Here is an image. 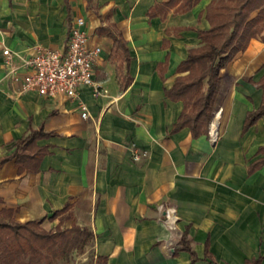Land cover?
I'll return each mask as SVG.
<instances>
[{"label": "crops", "instance_id": "0c3cea01", "mask_svg": "<svg viewBox=\"0 0 264 264\" xmlns=\"http://www.w3.org/2000/svg\"><path fill=\"white\" fill-rule=\"evenodd\" d=\"M169 1L0 0V157L32 130L52 133L37 140L49 152L34 171L16 157L1 166L0 209L15 210L19 221L42 219L46 229L89 228L94 257H105L96 264H190L183 236L196 253L193 264H264V165L248 172L264 156V116L243 131L247 114L264 105V41L251 39L221 69L208 134L174 130L183 103L165 88L200 45L197 29L209 27L211 0L183 12ZM78 16L88 45L101 47L100 92L80 91L86 118L78 100L23 91L19 65V55L37 45L64 49ZM117 33L128 63L111 59ZM5 48L19 66L15 74L5 66ZM119 71L132 78L125 89ZM134 148L146 156L135 160ZM207 244L213 260L205 258Z\"/></svg>", "mask_w": 264, "mask_h": 264}, {"label": "trees", "instance_id": "16d2710c", "mask_svg": "<svg viewBox=\"0 0 264 264\" xmlns=\"http://www.w3.org/2000/svg\"><path fill=\"white\" fill-rule=\"evenodd\" d=\"M198 2L200 0H171L168 4H180L176 12H183ZM150 14L153 15L151 12ZM205 17L209 27L197 29L200 45L190 50L188 56L178 65L179 75L176 76L173 86L165 88L167 97L183 103V109L173 129L188 126L193 137L209 133L214 104L221 87V69L238 52L245 50L251 39L260 38L264 41V0H211L206 6ZM114 40L111 59L128 63L130 54L126 41L119 33L114 35ZM165 65H161V72ZM118 77L122 89L132 81L130 75L124 76L121 71ZM260 85L264 87V78ZM262 116L264 105L250 111L243 131ZM50 135L51 132L42 129L32 130L18 140L12 155L0 157V168L11 157H16L21 166L34 171L42 157L49 152L48 146L37 145V140ZM258 152L264 153V146L259 147ZM263 165L264 156L253 161L248 172L253 173ZM69 208L70 203H67L54 215ZM15 216L16 212L11 208L0 209V264H59L60 261L67 260L74 251L81 252L94 238L92 230L75 223L69 228L58 225L54 229H46L42 225V219L19 221ZM181 243L182 249L190 252V264H193L197 256L186 236L182 237ZM206 247L205 258L213 260L208 244ZM104 261L105 257L97 256L83 264ZM246 264H261V259L248 260Z\"/></svg>", "mask_w": 264, "mask_h": 264}, {"label": "built area", "instance_id": "2783aa9c", "mask_svg": "<svg viewBox=\"0 0 264 264\" xmlns=\"http://www.w3.org/2000/svg\"><path fill=\"white\" fill-rule=\"evenodd\" d=\"M85 26L83 16L75 18L64 49L37 45L30 53L19 55V65L26 70L23 91H36L48 98L64 96L78 100L77 106L84 118L88 117L89 112L86 103L80 99V91L85 86H96V92H100L94 74L95 59L101 52L100 46L88 45ZM3 53L6 57L5 66L15 74L19 66L14 64L13 52L5 48ZM145 156L146 151L134 148L135 160H141Z\"/></svg>", "mask_w": 264, "mask_h": 264}, {"label": "rangeland", "instance_id": "374dc122", "mask_svg": "<svg viewBox=\"0 0 264 264\" xmlns=\"http://www.w3.org/2000/svg\"><path fill=\"white\" fill-rule=\"evenodd\" d=\"M94 257L89 244L79 252L74 251L67 260H62L59 264H83L89 262Z\"/></svg>", "mask_w": 264, "mask_h": 264}]
</instances>
